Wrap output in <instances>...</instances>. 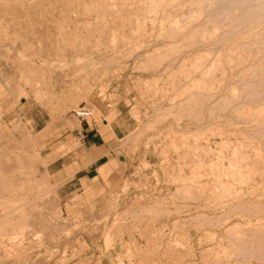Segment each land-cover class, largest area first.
<instances>
[{"label": "rangeland", "instance_id": "obj_1", "mask_svg": "<svg viewBox=\"0 0 264 264\" xmlns=\"http://www.w3.org/2000/svg\"><path fill=\"white\" fill-rule=\"evenodd\" d=\"M263 82L264 0H0V264H264ZM120 100L123 178L60 194L45 138Z\"/></svg>", "mask_w": 264, "mask_h": 264}, {"label": "crops", "instance_id": "obj_2", "mask_svg": "<svg viewBox=\"0 0 264 264\" xmlns=\"http://www.w3.org/2000/svg\"><path fill=\"white\" fill-rule=\"evenodd\" d=\"M98 114L89 119L79 118V124L69 127L63 120V128L45 138L47 151L52 153L59 144L75 141L66 152L53 156L46 164V171L60 187L59 193L71 194L83 187H104L122 179L129 167L127 159L119 152V139L126 133L127 118L122 100L116 103V114H110L109 103L95 102ZM27 119L36 131H43L46 119L39 117L33 109ZM71 120V119H68Z\"/></svg>", "mask_w": 264, "mask_h": 264}, {"label": "bare ground", "instance_id": "obj_3", "mask_svg": "<svg viewBox=\"0 0 264 264\" xmlns=\"http://www.w3.org/2000/svg\"><path fill=\"white\" fill-rule=\"evenodd\" d=\"M181 3H182V2H181ZM169 4H170V3H169ZM172 4H173V3H172ZM187 4H188V3H187ZM167 11H168V10H167ZM202 11H203V10H202ZM156 12H157V11H156ZM171 20H172V19H171ZM166 21H167V20H166ZM172 21H173V20H172ZM177 22H178V21H177ZM173 23H174V21H173ZM176 26H177V25H176ZM236 52H237V51H236ZM238 52H239V51H238ZM237 54H238V53H237ZM244 54H245V53H244ZM238 55H240V54H238ZM238 55H237V56H238ZM246 55H247V53H246ZM246 55H244V58H245ZM239 57H240L239 59H240V61H241V60H242L241 55H240ZM246 57H247V56H246ZM236 59H237V57H236ZM239 59H238V60H239ZM243 61H245V60H243ZM238 64H239V62H238ZM211 66H212V65H211ZM211 66H208V68L206 67L207 69L205 68V69H204V72L206 73V72L208 71V73H209V71L211 70ZM254 73H255V71H254ZM187 74H188V73H187ZM238 74H239V72H238ZM238 74H237V75H238ZM252 74H253V73H252ZM190 75H191V74H190ZM205 75H206V74H205ZM243 76H244V75H243ZM191 78H193L192 75H191ZM263 83H264V82H263ZM20 90H21V89H20ZM252 90H253V89H252ZM253 91H254V90H253ZM238 93H239V92H238ZM254 93H255V92H254ZM188 94H189V93H188ZM260 94H261V93H260ZM198 96H199V95H198ZM192 97H193V96H192ZM238 98H239V97H238ZM260 98H261V97H260ZM223 100H224V99H223ZM235 100H236V99H235ZM256 100H257V99H256ZM227 102H228V101H227ZM226 106H227V105H226ZM189 107H190V106H189ZM231 111H232V110H231ZM236 119H238V118H236ZM249 120H250V119H249ZM242 121H244V120H242ZM245 121H246V120H245ZM250 122H251V121H250ZM217 125H218V124H217ZM251 127H252V126H251ZM253 128H254V127H253ZM255 128H257V127H255ZM220 129H221V128H220ZM247 129H248V128H247ZM209 130H210V129H209ZM242 130H244V129H242ZM251 130H252V129H251ZM255 131H257V130H255ZM248 132H249V131H248ZM39 133H40V132H39ZM246 133H247V132H246ZM263 133H264V132H263ZM38 135H39V134H38ZM42 135H44V134H42ZM243 136H244V134H243ZM251 136H252V135H251ZM261 136H262V135H261ZM188 138H189V137H188ZM186 139H187V138H186ZM250 142H251V141H250ZM71 143H72V142H71ZM71 143H70V144H71ZM240 143H241V142H240ZM65 144H66V145H65ZM65 144H64L65 146L69 145V144H67V143H65ZM61 145H63V144H61ZM64 145H63V147H65ZM71 145H72V144H71ZM240 146H241V145H240ZM253 146H254V145H253ZM248 147H249V145H248ZM59 148H60V145H59ZM59 148H58V149H59ZM242 148H243V147H242ZM60 149H61V148H60ZM62 149H63V148H62ZM54 151H57V150H54ZM59 151H60V150L57 151V154H58ZM233 151H234V150H233ZM52 153H53V152H52ZM194 153H195V152H194ZM231 153H232V152H231ZM241 153H242V152H241ZM232 154H233V153H232ZM52 155H53V154H52ZM242 155H244V154H242ZM50 156H51V153H50ZM50 156H49V157H50ZM54 156H56V152H55V155H54ZM194 156H195V155H194ZM233 156H234V155H233ZM231 157H232V156H231ZM245 158H246V157H245ZM232 159H233V158H232ZM232 159H231V160H232ZM262 159H263V158H262ZM231 160L229 159V161H231ZM234 161H235V160H234ZM209 164H210V163H209ZM220 165H221V164H220ZM227 165H228V164H227ZM235 165H236V164H235ZM236 166H237V165H236ZM236 166H235V167H236ZM257 166H258V165H257ZM257 166H256V167H257ZM211 167H212V166H211ZM231 167H232V166H231ZM238 167H240V166H238ZM242 168H243V167H242ZM225 169H226V168H225ZM229 169H230V168H229ZM240 170H241V169H240ZM240 170H239V171H240ZM215 171H216V170H215ZM232 171H233V170H232ZM241 173H242V172H241ZM238 174H239V173H238ZM231 175H232V174H231ZM235 175H236V174H235ZM11 176H12V175H11ZM253 178H254V177H253ZM4 179H5V178H4ZM11 181H12V180H11ZM259 187H260V186H259ZM25 189H26V188H25ZM3 190H4V189H3ZM237 190H238V189H237ZM10 192H12V191H10ZM253 192H255V191H253ZM230 193H231V192H230ZM238 194H239V193H238ZM246 194H247V193H246ZM19 196H20V195H19ZM1 198H2V197H1ZM7 198H8V197H7ZM16 198H17V197H16ZM233 198H234V197H233ZM239 198H240V197H239ZM8 199H9V198H8ZM18 199H19V197H18ZM23 199H24V198H23ZM234 199H235V198H234ZM242 199H243V198H242ZM24 200H25V199H24ZM6 201H7V200H6ZM8 201L10 202V199H9ZM14 201H15V200H14ZM14 201H13V202H14ZM16 201H18V200L16 199ZM238 201H239V200H238ZM10 203H11V202H10ZM12 204L14 205V203H11V206H10V207L13 206ZM18 204H19V202H18ZM18 204H15V206H18ZM21 204H22V203H20V205H21ZM223 204H224V203H223ZM236 204H237V203H236ZM253 205H254V204H253ZM6 206H7V205H6ZM21 206H22V205H21ZM21 206H20V208H21ZM3 207H4V205H3ZM10 207H9V208H10ZM237 207H238L239 209H238ZM250 207H252L251 204H249L248 202H244V201H242V202L239 201V203H238L237 205H235V208H237V210H239V213L241 212V211H240V210H241L240 208L244 209V210H243V213H244L245 209H249ZM253 207H254V206H253ZM4 208H5V207H4ZM4 208H3V210L5 211L6 209H4ZM7 208H8V207H7ZM9 208H8V209H9ZM13 208H14V207L10 208V210L13 209ZM15 208H17V207H15ZM18 209H19V206H18V208H17L16 210L18 211ZM251 209H252V208H251ZM6 211H7V210H6ZM6 211L4 212V214L6 213ZM13 211H14V210H13ZM13 211H10V214L7 213L8 215H6V217L8 218V216H10V218L13 219V218L11 217V213H12V215H13V214H16V212H13ZM246 211L251 212V211H253V209H252V210H246ZM19 212H20V211H19ZM19 212H18V214L21 216V214H20ZM29 212H30V211H29ZM21 213H22V212H21ZM235 213H236V212H235ZM0 214H2V216H3V212H2V213L0 212ZM18 214H17V216H15V217H18V218H19L20 216H18ZM22 214H23V213H22ZM238 215H239V217H240V214H238ZM24 216H25V215H24ZM26 216H27V215H26ZM242 216H243V215H242ZM4 217H5V216L0 217V220H1V218H4ZM6 217H5V219H7ZM13 217H14V216H13ZM243 217H244V216H243ZM259 217H260V219H261V216H259ZM259 217H256V218H259ZM10 218H8V219H9L8 222H11ZM244 218H245V217H244ZM8 219H7V220H8ZM19 219H22V217L19 218ZM260 219H259V220H260ZM2 220H4V219H2ZM7 220H5L6 223H8ZM257 220H258V219H257ZM263 220H264V219H263ZM263 220H262V222H264ZM5 221H4L3 223H5ZM14 221H15V219H14ZM250 221H251V220H250ZM19 222H20V221H19ZM248 222H249V221H248ZM0 223H2V222H0ZM3 223L0 224V225H2V226H3V225H4V226H8L6 223H5V224H3ZM11 223H12V222H11ZM15 223H16V221H15ZM15 223H14V224H15ZM25 223H26V222H25ZM25 223H24L23 225H25ZM255 223H256V222H255ZM8 224H10V223H8ZM14 224H13V226H14ZM26 224H27V223H26ZM18 225H19V224H18ZM18 225H16V226H18ZM2 226H0V230L3 228ZM19 226H20V225H19ZM21 226H22V225H21ZM25 226H26V225H25ZM239 226H240V225H239ZM10 227H11V226H10ZM229 227H230V226H229ZM256 227L259 228V230H260V228H264V226H262V224H261L260 222L256 223L255 228H256ZM11 228H13V227H11ZM11 228H9V229H11ZM17 228H18V227H17ZM20 228L22 229V228H25V227H20ZM26 228H27V226H26ZM257 228H256V229H257ZM18 229H19V228H18ZM24 230H25V229H24ZM28 230H29V229H28ZM8 231H9V230H8ZM239 231H240V230H239ZM254 231H255V230H254ZM257 231H258V230H257ZM3 232H4V231H2V234H3ZM5 232H6V231H5ZM34 232H35V235H36L37 231H34ZM38 232H39V231H38ZM7 233H8V236H9V233H10V232H7ZM7 233H5V235H6ZM242 233H243V232H242ZM242 233H240V234H242ZM15 234H16V233H15ZM19 234H20V233H19ZM28 234H29V233H28ZM31 234H32V233H31ZM255 234H256V231H255ZM13 235H14V234H12V238H14V237L16 236V235H15V236L13 237ZM256 235H258V234H256ZM256 235H255V236H256ZM0 236H1V235H0ZM2 236H3V235H2ZM2 236H1V238H2ZM8 236H7V238H8ZM17 236H18V235H17ZM17 236H16V237H17ZM20 236H21V235H20ZM23 236H24V235H22V238H23ZM10 237H11V236H10ZM5 238H6V237H5ZM17 238H18V237H17ZM22 238L20 237L19 240L22 239ZM15 239H16V238H15ZM15 239H13V240L15 241ZM23 239H24V238H23ZM23 239H22V242H23ZM240 239H241V238H240ZM1 240H2V239H1ZM6 240H7V239H6ZM10 240H11V238H10ZM16 240H17V239H16ZM240 241H241V240H240ZM0 242H1V241H0ZM7 242H8V241H7ZM11 242H12V241H11ZM16 242H17V241H16ZM19 242H20V241H19ZM19 242H18V243H19ZM229 242H230V241H229ZM237 242H239V241H237ZM1 243H2V242H1ZM1 243H0V244H1ZM242 244H243V243H242ZM14 245H15V244H14ZM17 245H18V244H17ZM17 245H16V246H17ZM228 245H229V244H228ZM1 246H2V248H3L5 245L1 244ZM12 246H13V245H12ZM9 247H10V246H9ZM9 247H8V248H9ZM14 247H15V246H14ZM8 248H7V249H8ZM4 249H5V248H4ZM14 249H15V248H14ZM5 250H6V249H5ZM8 250H9V249H8ZM16 250H17V249H16ZM241 250H242V249H241ZM1 251H2V250H1ZM1 251H0V252H1ZM3 251H4V250H3ZM13 251H14V250H13ZM13 251H12V253H13ZM250 251H251V250H250ZM258 251H259V250H258ZM7 252H8V251H7ZM243 252H244V251H243ZM1 253H2V252H1ZM3 253H4V252H3ZM4 254H5V253H4ZM14 254H15V253H14ZM239 254H240V253H239ZM2 255H3V254H2ZM255 255H256V254H255ZM262 255H263V254H262ZM8 256H9V255H8ZM251 256H252V255H251ZM6 257H7V255H6ZM240 257H242V256H240ZM3 258H4V257H3ZM7 258H8V257H7ZM242 258H243V257H242ZM4 259H5V258H4ZM240 259H241V258H240ZM262 259H263V258H262ZM5 260H6V259H5ZM245 260H246V259H245ZM241 261H242V260H241ZM256 261H257V260H256ZM3 262H4V261H3ZM9 263H10V261H9ZM238 264H239V263H238Z\"/></svg>", "mask_w": 264, "mask_h": 264}, {"label": "built area", "instance_id": "obj_4", "mask_svg": "<svg viewBox=\"0 0 264 264\" xmlns=\"http://www.w3.org/2000/svg\"><path fill=\"white\" fill-rule=\"evenodd\" d=\"M74 113H75L76 116L82 118L84 116H89L91 114V110L88 109V108H84L82 106V107H79L78 110H75Z\"/></svg>", "mask_w": 264, "mask_h": 264}]
</instances>
